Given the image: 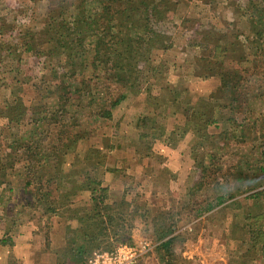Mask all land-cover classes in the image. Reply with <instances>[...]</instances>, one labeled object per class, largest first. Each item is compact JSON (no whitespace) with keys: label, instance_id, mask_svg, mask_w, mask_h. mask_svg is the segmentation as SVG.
I'll use <instances>...</instances> for the list:
<instances>
[{"label":"rangeland","instance_id":"374dc122","mask_svg":"<svg viewBox=\"0 0 264 264\" xmlns=\"http://www.w3.org/2000/svg\"><path fill=\"white\" fill-rule=\"evenodd\" d=\"M250 1L121 0V10L126 9L123 16L129 15L125 26L132 18L148 15L152 29L163 35L158 43L162 46L152 47L146 54L145 69L149 71L136 74V93L137 88L105 80L102 65L75 70L70 82H78L84 73L97 102L91 104V110L70 113L77 121L72 129L85 130L74 149L78 158L89 149L100 153L86 163L70 156L64 176L73 182L65 180L58 191L48 186L53 211H44L46 197L40 198L46 187L24 185L29 176L23 166L24 152L11 147L13 131L0 117V264H23L22 259L31 252L15 243L23 241L28 232L36 241H43L42 249L57 253L60 264H86L92 252L119 244L118 235L101 236L97 244L84 243L83 225L93 209L89 191L83 187L86 174L79 172L82 167L114 195L125 187L123 198L132 203L137 217L123 232L133 245L142 241L150 245L136 264H164L155 247L167 227L173 231L171 235H179L172 263L264 264V172L259 171L264 168V42L249 32ZM257 1L264 13V0ZM57 2L0 0V106L3 97L9 98L14 90L27 108L43 118L37 128L24 120L20 131L28 128L41 136L48 124L57 126L47 118L58 108L60 91L51 86L58 81L53 73L63 60L59 55L19 51L27 32L36 40L43 37L47 14L57 15ZM86 6L95 18L104 8L115 15L111 0H90ZM147 8L154 10L148 12ZM97 24L95 29L102 30L100 19ZM260 42L263 50H256ZM215 43L232 50L224 52L221 66L209 63L223 55L217 53L220 48L215 49ZM146 46L137 48L143 53ZM221 80L230 82L231 89H222ZM121 91L127 92L126 97L112 109L111 117H99V111ZM229 93H236L240 100L233 103L240 105L238 110L227 106ZM214 104L218 124H211L202 135L196 129L203 124V113L212 111L209 105ZM231 116L235 123L225 120ZM242 120L245 124L240 125ZM219 196L223 200L216 205ZM208 204L215 206L198 215L197 210ZM74 228L79 229L74 232L76 247L85 250L77 259L69 254L77 248H70L67 242ZM204 236L205 247L199 240Z\"/></svg>","mask_w":264,"mask_h":264},{"label":"trees","instance_id":"16d2710c","mask_svg":"<svg viewBox=\"0 0 264 264\" xmlns=\"http://www.w3.org/2000/svg\"><path fill=\"white\" fill-rule=\"evenodd\" d=\"M89 1L90 0H72L68 2V0H58L57 7L59 10H56L57 15L54 14L49 16L50 12L47 14L49 21L44 22V28H46L43 32V37L36 40L34 34L29 31L26 33L27 36L22 39V43H20L23 49L19 51L21 53H35V56L44 57H57L59 55L60 59L63 60V62L61 61L62 63L58 64L53 73V76L55 79L58 78V81L54 82L51 86L52 90L60 91V95L56 96V101L58 102L56 105L58 108L52 111L50 118H47L48 123L53 122V124L57 126L53 128L48 124V128L45 131L46 134L43 136L38 135L34 130L28 128L21 132L20 124L24 120L29 122L30 126H32V123L37 125V128L39 124H42L43 118L41 116L38 117L39 113L33 111L32 107L27 108L19 95L17 93L15 94L14 90L11 91L9 98L3 97L2 105L0 106V117H3L7 121L6 124L9 126V129L13 131V133H11V136L13 135L10 143L11 147L16 151L21 150V152H24L25 161L23 166L29 174V176L26 177L27 179L24 180V185L37 186L40 190L43 187L47 188L45 194L40 196L42 199L46 197L44 211L47 212L53 211L55 208L50 206L52 201H50L51 194H49L48 186L50 185L55 191H58L61 186L64 185L65 180L69 183L73 182L72 179L68 180L64 176V164L69 160L70 156H72L76 162L81 161L86 163L89 162L91 157L100 153L97 149H89L85 156L78 158L77 152L74 149V146L85 137V130H83V128H80L78 131L72 129L73 126L77 125V121L70 113L83 108H90L91 110L93 109L91 104H96L97 102L93 95V88L86 83L88 78L86 75H83L84 73L81 74V79H79L78 82H70V78L75 75V70H85L87 69V65L96 69L102 65L104 74L105 72L107 74L105 75L107 76L105 80L111 79L123 85V88L124 86L133 90L137 88V90L134 91V93H136L139 87V78L136 74L141 76L143 72L149 71V68L145 69V64L148 63L146 54L150 52L152 47L162 46V43H158L162 41L163 35L152 29L148 15L144 14L141 18L137 19L136 17L134 19L132 18L130 24L125 26V21L129 19V15L128 17L123 16L126 9L121 10L123 5L121 0H111L114 4V16L103 7L102 14L97 18L86 8ZM253 1H250L252 11L249 12L248 10V15L250 16V19L247 20L250 22L249 32L252 35L254 34L257 38H261L260 41L264 42V13L258 7V1ZM153 10V8L151 10L147 8L148 12ZM64 14H66V17H64ZM159 16L162 15L160 14ZM96 19H100L103 25V29L100 31L95 29L99 24H97ZM136 25L141 26L142 30L138 29ZM122 27L126 30L125 32L121 29ZM261 42L256 50H263L260 48V45H262ZM143 44L147 45L146 49H144L146 51L141 53V48L139 51L137 47H141ZM218 45L219 44L215 43L214 48H220L217 53L223 55L215 56L214 54L216 59H213L209 63L212 65L217 63L218 66H221L224 64V52L232 50L226 47L221 48ZM230 45L233 44L230 43ZM252 56L255 58V53ZM88 58L90 59L87 62ZM227 59L229 58L227 57ZM141 61L143 63H141ZM61 67L63 71H61ZM220 84L222 89H231L230 82L221 80ZM234 89L235 88H233V90ZM126 94V91L119 92L117 96L111 99L108 105L99 111L98 116L104 118L111 117L112 109L126 97ZM234 95L235 96H232V94L229 93L231 99L230 101L228 100L229 104L227 103V106L238 110L240 105L233 106V103L240 100L236 97V93ZM211 97L214 98V95ZM215 106V104L209 105L212 111L203 113V124L196 129L198 133L206 135V130L208 131V127L211 124H218V119L213 116L216 109ZM218 106L221 107L222 105ZM30 113L31 119L28 121ZM66 115H70L71 117L66 118ZM225 120H229L231 123H235L236 121L233 116L227 117ZM243 124H245V121L243 122L242 120L240 125ZM207 137H209V135ZM46 140H48V142L45 143ZM207 155L212 157V154ZM261 155L264 157V151H261ZM99 164L100 163H98V165ZM90 165L91 164L88 166ZM97 166H93L94 169L97 168ZM199 166L202 171H204V165L201 163ZM85 170L86 169L82 167L79 169V172L83 171L86 174L83 187L89 191V198L93 210L87 215L86 220L88 219V221L83 225V230L86 231L84 233V243H86L87 246L92 243L97 244L98 241L101 240V236L108 237L109 235H118L117 241L119 244H132L129 242L130 236L125 235L123 232V229L128 230V226H130L137 217V211L135 208H131L132 203L128 202L125 198L119 201H109L107 188L101 185L100 180L90 176L89 172ZM259 171L261 173L264 172V168H259ZM37 172L40 173L39 175L41 177H36ZM70 188H74L72 183ZM66 194L68 195L69 193ZM216 199V205L222 203V196ZM214 206L213 204H208L206 208L198 209V215L205 211H210ZM141 214L146 216L145 213ZM167 228L168 229H165L163 233L158 236V244L155 249L158 258L164 264H176L172 263L171 257L174 256L172 251L176 242L179 240V235H171L173 231L169 229V227ZM78 230V228H74L72 231L73 235L70 238L68 237L69 240L67 242L70 243V248L76 247L77 237L75 233ZM123 234L124 236H120ZM76 248V251L70 250L71 253L69 254L72 255L70 256L72 259H77L81 256L80 254L85 251L81 246ZM104 249H109V247H105L103 250ZM110 249L113 248L110 247ZM167 259L168 261L165 263Z\"/></svg>","mask_w":264,"mask_h":264},{"label":"crops","instance_id":"0c3cea01","mask_svg":"<svg viewBox=\"0 0 264 264\" xmlns=\"http://www.w3.org/2000/svg\"><path fill=\"white\" fill-rule=\"evenodd\" d=\"M112 182L115 183L116 185H122L118 181H112ZM124 190L125 187L123 189L122 188L119 189V191L115 192L114 195V192L111 191V189L109 188V190L107 191L108 198L112 197L113 201H119L124 197L123 194ZM113 196H115L116 198ZM26 234L28 235L25 236V238H23V241L15 243V245L21 247L22 250H26V251L29 250L31 252L30 255L28 254L22 259L23 264H60L59 259L57 257L58 256L57 253L51 252V249L49 250L45 249L46 250L45 251L44 249H42L43 241L41 242L40 239L36 241L34 239L35 236H33L31 232H28ZM199 240L203 242L202 244L205 247V244H207L205 240V236L203 238H200Z\"/></svg>","mask_w":264,"mask_h":264},{"label":"built area","instance_id":"2783aa9c","mask_svg":"<svg viewBox=\"0 0 264 264\" xmlns=\"http://www.w3.org/2000/svg\"><path fill=\"white\" fill-rule=\"evenodd\" d=\"M149 243L140 245L121 243L113 249H101L92 252L86 264H136L139 256L149 248Z\"/></svg>","mask_w":264,"mask_h":264}]
</instances>
